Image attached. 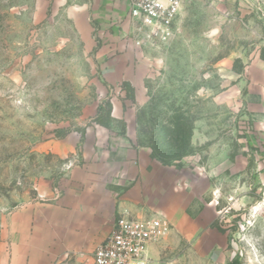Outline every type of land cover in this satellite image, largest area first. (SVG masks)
Masks as SVG:
<instances>
[{
  "label": "rangeland",
  "instance_id": "374dc122",
  "mask_svg": "<svg viewBox=\"0 0 264 264\" xmlns=\"http://www.w3.org/2000/svg\"><path fill=\"white\" fill-rule=\"evenodd\" d=\"M85 1L0 0V264H92L91 249L33 251L32 216L100 162L96 124L102 162L127 140L210 181L196 212L211 207V226L189 237L172 222L158 264H264V0H189L149 48L106 47Z\"/></svg>",
  "mask_w": 264,
  "mask_h": 264
},
{
  "label": "crops",
  "instance_id": "0c3cea01",
  "mask_svg": "<svg viewBox=\"0 0 264 264\" xmlns=\"http://www.w3.org/2000/svg\"><path fill=\"white\" fill-rule=\"evenodd\" d=\"M85 7L92 30L106 47L122 46L123 37L131 42L128 0H86ZM110 79V83H115V79ZM110 116L117 119L121 113L115 107ZM85 138L86 144L97 147L95 160L100 162L79 173L73 171L68 192L56 204L34 213L33 251L40 252L41 242L49 241L54 255L90 249L93 252L106 239L122 211L142 216L158 213L176 223L189 237L211 226L215 218L211 207L196 212L203 193L213 189L205 176L164 166L150 158L146 149L132 147L127 140H122L121 146L111 143L112 151L122 150L120 160L102 162L98 155L106 142L107 128L96 124L86 129ZM189 212L194 215L192 218Z\"/></svg>",
  "mask_w": 264,
  "mask_h": 264
},
{
  "label": "built area",
  "instance_id": "2783aa9c",
  "mask_svg": "<svg viewBox=\"0 0 264 264\" xmlns=\"http://www.w3.org/2000/svg\"><path fill=\"white\" fill-rule=\"evenodd\" d=\"M132 31L128 39L137 48L167 43L177 32L181 11L189 0H128ZM172 224L165 217L122 211L106 239L92 252V264H158L153 249L168 239Z\"/></svg>",
  "mask_w": 264,
  "mask_h": 264
}]
</instances>
